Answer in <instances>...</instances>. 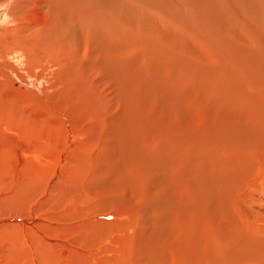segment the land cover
Here are the masks:
<instances>
[{"label": "bare ground", "instance_id": "1", "mask_svg": "<svg viewBox=\"0 0 264 264\" xmlns=\"http://www.w3.org/2000/svg\"><path fill=\"white\" fill-rule=\"evenodd\" d=\"M21 1L22 0H15L11 3V5L9 3V6L8 4H5L4 7L7 8V11H0V19L2 17L4 19L3 21H6L8 24H10L9 21L12 23L20 21L19 15L15 12V9L18 4V9L21 8ZM46 1L47 2L44 4L39 2V5L41 7L46 5V7L50 8L52 4V6L55 7L53 9H55V11L57 10L56 14L54 15V13L49 11V14H52L51 17H47V20L43 18L44 20L37 22L34 33L30 32L33 30H30L27 35L26 28L24 30L23 28L21 29L20 23L12 26L13 29L10 30L5 28L3 31L1 29L2 31L0 33V35H2L0 36V144L2 145V147L0 146V160H3V163L1 162L2 166L0 167V188L4 191L3 194L6 195L7 193L8 196V199L6 198L4 200L3 198V203H9V206L12 207L13 204L18 203V209L16 211L17 214L24 215L27 213L28 216L30 215V218L26 217L29 218V220H24L19 217L20 219L12 218L11 222H15V226L21 227L20 229H22L23 226L25 227V224H27L28 229H31V227L40 228V230H42L41 234L45 233V236L48 238L47 241L49 240V247H43L44 241L41 242L34 239L33 244H35L33 247L36 249H34L35 253L29 252V249L32 247H30V245H27V247L23 246V243H26V240H24L23 237L19 240V235L16 231L10 229V233L6 230L7 234L0 237V248L2 249L0 254V264H98L97 261L100 259L99 255L96 258L93 257L89 247L97 246V248H101L102 251V249H106L108 246L105 245L107 243L105 241V236L100 239L102 240L101 243L98 242L97 245H93L96 232L89 235L88 231L91 226H96L98 224L107 225L108 229L110 228L106 231L108 235L111 234V228L115 227L117 230V237L122 239L124 238L125 240V243L122 246L123 253H125L126 250H128L129 253V250L133 249H130L128 246L132 243L131 245L133 248V242H127L129 239L128 236L132 237L134 234L130 236L128 233L135 229H130L131 227H134L130 224L133 220L132 219L130 221L132 218V216H129L130 213L133 216L135 213H139L141 217L142 215H145L146 219L148 218V222L144 221V224H146L147 227H141L146 228L148 232L151 231L150 233L153 232L156 236L153 238H155L156 242L158 241V243L162 245V248L169 247L168 249H171V244H174L177 236L181 237V239L182 236H186L188 238L189 233L193 236L192 238L196 244L201 243V241H203V237H201V235L198 237L194 234V232L190 231V223L192 220H195L196 222L194 221L195 224H193L191 230L199 229L200 226L198 223H201L204 234L206 233L205 229H208L209 231H212V233L210 232L211 235L214 233L212 236L210 235V237H212L211 239H213L214 236H217L213 239L214 247L212 246V248L214 250L212 249V251L215 252L216 261L212 259V264H264V173L262 171L264 170V99L258 96L259 88L264 87V80L260 83H252L254 84V87H252L253 85L251 83L249 86H237L235 84L234 86L236 90L239 91H235V97L229 96L227 93V97H222L226 102L221 103H226V105H228L227 113H235L234 117H236L238 122L229 128V137L218 133L210 135L213 126L216 124H207L197 121L196 119H191V124L186 123L182 126H177V131H172L175 132V134L169 132L165 134L160 133L161 135H158L156 133L154 137L149 138L154 140H146L144 135L138 136L137 133L130 131V129L129 131L132 133H127L128 135L126 134V137L123 139V96H118L117 90L119 93L123 94V68L130 62H126V65L123 66L124 54L123 48L121 47L123 46V41H121L120 38L117 39L116 37L111 36V40H108L104 38L105 35H100L102 29L107 32L108 30L112 31L110 28L116 25L118 18H120L118 14L121 12H116L117 16L115 18L117 19L115 23V18L114 16L110 17V13L113 11H119L118 9H121V7H119L120 5H117V7L115 6L116 8L114 9V6L110 8V0H54L57 4L63 5V8L60 9L55 6L52 0ZM98 2L104 3L108 11L100 9L101 4H98ZM78 8L83 11L85 17L84 20L78 18L79 14L77 15L76 13ZM20 10H22V8ZM254 13L257 17L254 18V15L252 20L254 19L253 21L255 22H263V20H260L264 18V15L262 14L264 12L262 9L261 12ZM145 17L143 18L145 19ZM111 18L113 21L110 20ZM91 26L96 28L95 33L98 31L97 28L99 29L97 35H100V37L97 36L96 38L93 36V40L90 39L89 35L95 34L92 32L90 28ZM136 27L138 28L137 25ZM18 30H21V35H19L18 39L14 40L10 37H4L5 39L3 38L6 33L8 35L9 33H14ZM112 34L114 33L112 32L110 35ZM119 34L122 33H118L116 36H119ZM129 34H127V36H129ZM82 37H84V44H95L94 49H89L86 45L84 50L78 52V41ZM129 37L132 38L133 36L131 37L130 35ZM150 37H152L151 34H149V38ZM262 39L261 41H263ZM258 40L259 39L255 40V42ZM184 41L186 42L185 39ZM103 42L104 44H111L114 47L113 51L110 49H104V52L97 50L99 49V46L102 48L101 44H103ZM177 43L179 42L177 41ZM257 44L258 43H256L255 46ZM163 45L166 46V44ZM188 47L190 48V46ZM158 48H161V46L156 48L159 51L160 49ZM253 48L255 47L253 46ZM88 50L90 51L88 52ZM161 50L166 53L165 50L168 49L162 46ZM135 51H137V49ZM181 51L183 50L181 49ZM168 53L170 54V52ZM189 53L190 50L186 57L190 55ZM176 54H178V52H176ZM171 55H173V53H171ZM148 57L149 56H147V58ZM178 58H180V61L182 58L185 60V57ZM188 58L186 61L190 60V58ZM158 60L156 61L158 62ZM62 62H64V64H62ZM162 62L165 63V60L163 59ZM167 62H169V60ZM174 62L175 63L173 64L176 65L177 61ZM153 64L156 66L155 63ZM58 65L64 68V77H60L64 79L65 82L63 83V87L61 86V80L58 77L60 70L58 71L55 69L53 71V68ZM145 65L146 64H144L143 67ZM159 65L162 66L163 64ZM222 65L223 64L220 62L211 65L212 71L222 73ZM160 66L157 65L156 70H158L157 67L162 70L163 66ZM147 67H145L146 70H148ZM166 67L167 66H165V68L163 67L165 72H167L166 69H169ZM199 67L196 69H199ZM139 68L142 67L140 66ZM224 70L226 71L225 68ZM142 71L145 70L142 69ZM142 71L139 74L136 69L135 72L141 75ZM151 72H153V69ZM150 73L149 76L151 79L153 78L154 81V77L152 74L150 75ZM77 75H80L79 80L76 79ZM126 75L127 74H125V76ZM162 76L164 77V75ZM168 77L165 75V78ZM219 77L220 76H218L217 79ZM144 78L145 76L143 77V75H141L140 79L145 80L146 82L148 77L146 76V79ZM126 79L131 80V77L125 78V80ZM137 79L138 77H136V84H134L139 87L138 85L140 82H138ZM262 79H264L263 74ZM168 81L170 82L169 78ZM237 81L241 82L239 78ZM143 82L140 83L142 86ZM149 82L151 81L149 80ZM149 82L147 80L146 84ZM158 82L156 81L157 85L162 86L161 84H158ZM169 82L168 85H170ZM187 82L188 81H184V83ZM206 82L208 81L206 80ZM79 83H82L84 87L81 85L79 86ZM165 83L167 82L165 81ZM184 83H182L183 88H185L183 85ZM190 83L188 85L192 84ZM146 84L144 83L145 86H147ZM151 84L152 83H150V88L149 85L146 88H149V91H154L155 89H151L154 88ZM154 84L155 83H153V85ZM205 84L206 83L203 84V87ZM59 87H62L61 90ZM212 87H215V85ZM212 87L210 86V88ZM156 90H158L159 94L160 89ZM198 92L200 95L198 94V96L196 95L197 98H194L200 101L202 99L198 97L201 96V93L204 95L206 92ZM154 93L156 94V92ZM154 93H149V95L152 94L150 95L151 99L153 96H156ZM164 94L165 96L167 95L162 92L163 96ZM220 94L221 93H219V95ZM207 95L209 94L207 93L204 96L206 97ZM60 96L63 97L60 98ZM222 96L224 95L222 94ZM248 96L253 102L252 106L246 105L242 102L244 99H248ZM157 97H154L155 99L153 98L149 101L151 103V106L148 105V107H150L148 109L149 113L154 111L157 99L160 98ZM169 97H173V95ZM125 98L128 100L127 97ZM163 98L166 97H162L161 99ZM205 99L207 100V97ZM205 99L203 98L204 101L202 100L201 102H207ZM137 100L141 101L143 99L138 98ZM165 100L163 99V101ZM126 102L128 103V101ZM211 103H208L209 108L210 105L212 106ZM214 103L216 102L214 101ZM216 104H214V106ZM44 105H53L52 108L50 106L49 111L52 112L53 117H55L54 122L44 123V121H42L43 124L41 122V125H32L29 112L32 108L42 110ZM126 106H128V108L131 107L129 104H126ZM135 106H138V104ZM201 106L202 105H200V107ZM204 107L207 108L206 105ZM204 107L202 108L209 110V108L206 109ZM216 107L215 109L217 110L218 106L216 105ZM212 108L213 107L210 109ZM222 109L221 110L223 112L224 107ZM142 112L143 111L141 109L137 110L136 115H139L140 113L142 114ZM217 112L219 113L221 111H216V114H218ZM238 114L241 116H238ZM93 115L100 118L92 119ZM147 115L148 114L145 113L143 114L142 117L144 120ZM149 115L150 118H147V120H145L147 122L141 126L149 128L154 127L157 129V132H159V126H156V123H159V121L156 120V114L150 113ZM139 116H137V120ZM131 118L134 119V117ZM174 118H176V116ZM124 119L127 118L125 117ZM42 120L44 119L42 118ZM36 121H34V123ZM140 121L139 123L144 122ZM174 121H172L173 125H175ZM99 122H101L102 125V130L100 132H104V136L101 138L102 145L99 144L98 146H94L95 142H93L92 146L91 138L87 130L90 131V123H92L95 127V125ZM93 126L92 129L94 130V138L98 140L100 136L97 137V130H100V128H94ZM132 130L136 129H133L132 127ZM222 131L228 134V127L222 129ZM192 135L196 138L198 137V141H202L199 145V152L197 151L196 154L194 151L196 154L194 155L202 158L203 160L206 159V161L207 156L203 155L205 147L212 141H219V137L222 138L219 142L226 146L221 151H218L217 156L220 158L219 160L221 163L226 162L229 166L217 169L214 168L209 161V163L203 165L201 164L197 167H192V165L185 167L189 160L187 156V159L184 157L185 155H183V151L181 152L182 155L179 158L180 161L175 159L176 149L181 148L183 150L188 148L189 150L192 149L193 152V148L196 143L194 141L192 143H189L190 141L188 142L190 139L189 137ZM86 140L90 145L86 142ZM160 141L168 142L170 148L167 147L169 149L166 150V155L156 156L157 154L154 153V151H159L158 147L161 148L159 144ZM112 142H115V144L111 146ZM133 144L135 146V150L132 153L143 161L146 165L144 168H147L149 172H152V174L149 173L151 177L150 175L148 177L143 174L144 177L141 179L139 178L140 176L133 175L131 169H128V173H124L126 175V177H124L123 168L118 167L117 170L122 176L119 179L122 183H120L115 177H113L114 179L106 178V174L109 175L110 173V166H114V162L110 160V155L112 154L111 150H113V155L118 154L119 156H123V146H125L124 149L128 150V148L132 149ZM107 148L109 150L108 152H110L109 154L106 151ZM131 149L129 151H132ZM259 164L263 165L261 169H259ZM178 168L180 171H178ZM158 174L160 179L163 181L162 184H158L157 182ZM261 175H263L262 178ZM134 176L136 178H130ZM41 177H45L46 183L41 180ZM48 177H51V180ZM53 177H62L63 180H66L67 178V182L64 181L65 183L63 182L59 184L56 181L59 184L57 185L56 182H53ZM178 177L180 178L179 181L181 183L177 182ZM207 177H212L213 189L211 191L207 190V187L210 186V181ZM123 179L125 180L123 181ZM49 180L50 182H48ZM26 183H29L30 186L25 187ZM182 184L185 185L183 186ZM113 186H115L113 193L108 194L109 188ZM128 186H130V189L127 191ZM54 189H57L55 193L52 191ZM70 189L74 190L72 193L73 196L68 192ZM31 190H39V194H33ZM83 190H87L89 192L92 191V195L88 194L86 191L84 192ZM94 197H96L97 200L94 199ZM21 202H23L25 206L22 211L21 209H23V205H21ZM50 202H54L53 204L55 208H51L52 212H50L44 219H41L37 214H35L36 211H38L41 207L44 209V207L47 204H50ZM58 206H60L61 209H58ZM225 209L231 211L233 215H229ZM174 214L175 216L173 217ZM137 215H135V217H137ZM101 217L102 219H100ZM103 217H111V219L108 221V218H105L106 221H102L104 219ZM10 218L11 217H9V219ZM56 219H60L61 222L59 223H63V225H53V221ZM70 219L72 221L76 220L75 222L78 220L87 221H85V224L83 223V225L82 222L79 223L83 226H79L81 231L78 229V225L77 228L74 226L75 229H78L80 234L78 233L73 241L65 242L63 239V233L65 232V229H67V231L69 230V224L72 225V221H70ZM137 219H135V221H137ZM175 219H179V221L183 222V226L177 233H175V227L172 229V222H177ZM94 220L95 222H93ZM187 221L189 223H187ZM17 229L18 228H16V230ZM112 230L114 229L112 228ZM98 231L100 230L98 229ZM100 232L103 234L105 230L102 228V231ZM136 232H138L137 229ZM144 232L142 231L144 234L143 236L146 235ZM215 232L217 235H215ZM53 234H57L59 236L57 242H54L56 240L51 239ZM135 236L136 235H134V237ZM139 236L141 237V235ZM143 236L141 239L144 240L145 238ZM134 237L132 238L134 239ZM141 239L139 238L140 241ZM23 240L25 242H22ZM128 243L129 245H127ZM186 243V239L181 240L182 249L185 251L187 246ZM138 244L140 245L139 247H142L140 243ZM192 244H194V242ZM211 244L212 242L210 243V246ZM143 245L145 244L143 243ZM70 246L73 248L71 249ZM139 247L136 248L134 246L135 249H138ZM203 247L205 246H202V248ZM57 249L60 251L59 253L57 252ZM193 249H195L194 246H192L189 250ZM216 251L218 252L216 253ZM209 252L210 251L208 250L202 253V258H205ZM125 254V258H128L131 264H133L134 261L137 262L139 260L138 258L128 257ZM202 254L200 252V256ZM58 255L60 256L58 257ZM35 256L36 260H34ZM150 257V260L155 259V255H150ZM159 258H161L160 255ZM60 259L61 261L57 263ZM156 259H158V257H156ZM143 261L145 260L143 259Z\"/></svg>", "mask_w": 264, "mask_h": 264}, {"label": "rangeland", "instance_id": "2", "mask_svg": "<svg viewBox=\"0 0 264 264\" xmlns=\"http://www.w3.org/2000/svg\"><path fill=\"white\" fill-rule=\"evenodd\" d=\"M14 1L15 0H11V1L10 0H0V11H3V10L7 11V8L4 7L5 4H8V6H9V3L11 5V3ZM52 1L54 2L55 6H57V8H60V9L63 8V5L57 4V2L54 0H52ZM39 2L41 4H44L47 1L46 0H22L21 1L22 5L20 6L22 8V10H20L21 8L18 9L19 4L15 9V12L19 15L20 21H18L16 23H12L11 21H9L10 24H8V23H6V21L4 22L3 21L4 19L1 17V19H0V33L2 30L4 31L5 28H7L9 30L13 29L12 26L18 25L19 23H20L21 29L23 28V30H24L26 28L27 35H28L30 30H33L30 32L34 33V31H35L34 29H35L37 22L42 21L44 19L47 20V17H49V16L51 17V15H52L51 13H54V15H55L56 11H57V10L55 11V9H53L55 7L52 6V4H51L50 8L46 7V5L41 7L39 5ZM98 4H101L100 9L107 10L104 3L98 2ZM117 5L118 6L120 5L119 7H121V9H118L119 11H113L112 13H110V17L114 16V18H115L117 16L116 12H121L120 14H118L120 18H118L117 22H116L117 18H115V20H114V23L116 22L117 26L114 24L115 26L110 28L112 31L108 30V28H107L108 32L106 30L102 29L100 35H102V34L105 35L104 38H106L108 40L109 39L111 40V36H114L117 39L120 38L121 41H123V44H122L123 46H121L123 48V54H124L123 55V66L126 65V62L133 63V64L129 63L128 65H126L124 67L125 69L123 68V75H124L123 76V94L119 93V91L117 90V95L123 96V115H124L123 116V120H124L123 121V139L126 137L127 133H132L130 131H134V133H137L138 136L144 135L146 140L147 139L148 140H154V139H149V138L154 137L156 135V133L158 135H161L162 133L163 134L169 133V132H171L172 134H175V132H172V131H174V130L177 131V128L179 126H182L186 123L191 124L190 123L191 119H196L197 121L204 122L207 124H216L215 126H213V129L211 130L210 135H214L215 133H218L221 135H227V137H229V133H230L229 128H231L234 124H237L238 122L236 120V117H234L235 113H227L228 105H226V103L222 104L221 102H226L224 100L225 96L227 97L229 95V96L235 97V94H236L235 91H238V90H236V88L234 86L235 84L237 86H239V85L249 86L250 83L251 84L257 83V82L260 83V82H262V80H264V79H262V74L264 75V18L260 19V20H263V22H260V21L255 22V21H253L254 19L252 20V17H254V15H255L254 18L257 17V15L254 12L259 13V12H261V9L264 12V10H263L264 9L263 8L264 0H157V1L156 0H110V8L114 6V9H115L117 7ZM22 6H24V7H22ZM78 7H79V4H78ZM153 8H154V10H153ZM144 10L149 11V12H145ZM49 11L51 12L50 14H49ZM150 12H152V13H150ZM76 13H77V15L78 14L80 15V16L78 15L79 19H83V20L85 19L83 11L81 9L79 10V8H78ZM155 14H156V16H155ZM262 14L264 15V13H262ZM143 17H145V19ZM110 20L113 21L112 18ZM149 21H151V22H149ZM118 24H119V26H118ZM136 25L138 26V28L136 27ZM143 27H144V30H143ZM145 27H147V28H145ZM90 28L94 34L96 28L93 26H91ZM93 28H95V29H93ZM128 29H129L130 34L128 32ZM97 30L98 31H96V33L94 35H92V34L89 35L91 40H93V38H92L93 36L96 38H97V36L100 37V35H97L98 34L97 32H99V29L97 28ZM103 31L106 33H104ZM109 31H110V33H109ZM122 31H124V32H122ZM15 32L9 33L8 35L6 33V35H4L3 38L4 37H10V38H13L14 40L18 39L19 35H21V30H18ZM112 32L114 34L110 35ZM145 32H147V33H145ZM107 33H109V34H107ZM118 33H122L123 37H122V34H119V36H116V35H118ZM127 34H129V36L131 35V37L132 36L133 37L130 38L129 36H127ZM147 34H148V36H147ZM149 34H151L152 37L149 38ZM189 34H190V36H189ZM183 35H184V37H183ZM0 36H2V35H0ZM174 37H175V39H174ZM184 39L186 40V42L184 41ZM257 39H259V40L257 42H255V40H257ZM261 39L263 41H261ZM83 40H84V37L80 38L78 41V45H77V51L78 52L82 51L86 48L87 44H84ZM190 40H191V42H190ZM160 41H162V42H160ZM177 41L179 43H177ZM155 42H157V43H155ZM184 42L186 43V45ZM256 43H258V44L255 46ZM105 44L103 42V44H101L102 48H100V46H99V49H97V47H96V49L100 50L101 52H104V49H110L111 51H113L114 47L111 44H106V45ZM163 44H166V46ZM87 46L89 49H94L95 44H88ZM158 46L159 47L161 46V48H158V49H160L159 51L156 49ZM162 46L166 47V49H168V50H165L167 54L165 52H163L164 49H163V51L161 50ZM188 46H190V48ZM253 46L255 48H253ZM46 47H48V46H46ZM135 48L137 49V51H135L136 50ZM181 49L184 51V53H183V51H181ZM44 50H43V52H44ZM124 50H125V52H124ZM189 50H190V53H189L190 57L189 56L186 57V55H188ZM89 51L90 50H88V52ZM126 51H127V53L128 52H131V53L127 54ZM151 51L153 52V54ZM167 51L170 52V54ZM176 52H178V54L180 56L178 54H176ZM171 53H173L174 56L171 55ZM212 54H213V56H212ZM129 55H131V56H129ZM103 56H104V53H103ZM147 56H149L148 57L149 59L147 58ZM178 57H181V58L185 57V60H184V58H182L180 61V58H178ZM188 57L190 58L191 61L190 60L186 61V59ZM133 58H135V59H133ZM163 59L165 60V63L162 62ZM135 60L138 62H136ZM156 60H158L159 63ZM166 60L167 61L169 60V62H167ZM150 61H152V62H150ZM153 61H155V62H153ZM174 61H177L178 64H177V62H176V65L173 64V63H175ZM149 62H150V64H149ZM200 62H201V66H200ZM217 62H220L221 64H223L225 66L224 67L222 65V68H221L222 73H219L217 71H212L211 65H214ZM140 63H141V65H140ZM153 63H155L156 66L157 65L160 66L159 64H163L162 66L164 68H165V66H167L166 68H169V69H166V71L168 73L165 72V70L163 69L162 66H160V67H162L163 72L161 69H159V67H157V69L159 71L156 70V66H154ZM62 64H64V62H62ZM144 64H146L148 67L146 65L143 67ZM166 64H169V65H166ZM170 64H171V66L172 65L173 66L171 67ZM137 65H138V67H137ZM139 65L142 68H139L140 67ZM197 65H199L200 67ZM145 67H147L148 70H146ZM198 67H199V69H196ZM224 68L226 69V71L224 70ZM55 69H57L58 71L60 70L58 73V77L61 80V84H62L61 86L63 87V83H65L64 79H62L64 77L63 76L64 75V71H63L64 68L58 65V66L53 68V71ZM126 69H128V70H126ZM136 69H137V72L139 74L141 73L142 69L145 70V71H142L141 75H143V77L145 76L144 79H146V76L148 77L146 79V82H147V80H148V82H149V80L151 82L146 84L145 80H141L140 79L141 75H139V74H137V72H135ZM139 69H141V70H139ZM152 69H153V72H151ZM168 70H170V71H168ZM148 71H149V73L151 72L150 75L151 74L153 75L154 81H153V78L152 79L150 78ZM156 73H159V74H156ZM169 73H171V74H169ZM125 74H127V75L125 76ZM162 75H164V77ZM165 75L167 77L171 76V77H168L170 82L168 81V78H165ZM178 76L181 78H179ZM182 76H184V77H182ZM218 76H220V77L217 79ZM60 77H62V78H60ZM79 77H80V75H77L76 79L79 80ZM128 77L129 78L131 77V80L130 79H128L129 81L127 79L125 80V78H128ZM136 77H138V79H137L138 82L141 83L144 81L143 86L140 83H139V85L137 83V85L139 87H137L135 85L136 84L135 83ZM204 78H206V79H204ZM238 78L241 80V82L237 81ZM156 79H158L159 82ZM139 80H141V81H139ZM172 80H173V82H172ZM206 80L208 82H206ZM219 80H221V81H219ZM131 81H132V83H131ZM156 81L158 82V84H161L162 86L157 85ZM165 81L167 83H165ZM180 81H182V82H180ZM184 81L185 82L188 81V82L184 83ZM168 82L170 85H168ZM144 83L147 86H145ZM150 83H152L151 85L154 87V88H151L152 90L160 89L161 93H160V90H159V94H158V90L149 91L150 90L149 89ZM153 83H155V84L153 85ZM182 83H184L183 85L185 88H183ZM189 83L191 85H188ZM202 83L203 84L206 83L204 85V87H203ZM80 85L82 87H84V85L82 83H79V86ZM148 85H149V88H146V87H148ZM155 85H156V87H155ZM186 85H187V87H186ZM201 85H202V87H201ZM213 85H215V87H212ZM216 85H218V86H216ZM252 85H253L252 87H254V84H252ZM199 86H200V88H199ZM210 86L212 88H210ZM62 87H59V89L61 90ZM243 87H246V86H243ZM213 89H215L216 91ZM260 89H261V91H260ZM187 90H188V92H187ZM175 91H177V92H175ZM192 91L195 93H193ZM198 91L206 92V94L207 93L209 94L206 96L207 100L205 99L206 97L204 96L206 94L203 95L201 93V96L198 97L202 100L204 98L205 101H207V102H201L202 100L199 101L196 99L198 94H199ZM154 92H156V94ZM162 92L166 93L167 95L165 96V94H164V96H163ZM149 93H154L156 95V96H153V98L157 97V96L160 97V98L157 97L159 100L157 99V103L154 106V111L150 112L151 114L152 113L156 114V117H157L156 120L159 121V123H156V126H159V130H158L159 132H157V129L154 127L149 128L146 126H141L142 124L147 122V121H145V120H147V118L148 119L150 118V115H149L150 113L148 111V109L150 107H148V105L151 106V103L149 101L152 100L153 98L151 99L150 95H152V94L149 95ZM219 93H221V94L219 95ZM222 94L224 96H222ZM172 95H173V97H169ZM180 95H182V96H180ZM185 96H187V97H185ZM208 96H209V100H208ZM258 96L261 97L262 99H264V87L259 88ZM62 97L60 96V98H62ZM125 97H127L128 100H126ZM162 97H166V98H163L164 100L165 99L166 100L163 101V99H161ZM191 97L192 98L196 97V98L192 99ZM222 97H224V98H222ZM232 97H230V98H232ZM138 98H142L143 100L139 101V100H137ZM170 98H172V99H170ZM126 101H128V103ZM214 101L217 104L214 103ZM198 102H200L201 104ZM211 102H213V103H211ZM242 102L245 103L246 105H251V106L253 105V102L251 99H249V96H248V99L246 98ZM208 103L212 104V106L210 105V108L213 107L212 109L209 108ZM126 104L127 105L129 104V106H131V107L128 108V106H126ZM137 104H138L139 108L145 114H148L147 116H145L146 117L145 120L142 117L144 114L143 112H142V114L141 113L139 114L140 116L136 115V111L140 110L138 108V106H135ZM214 104H216L218 106L217 110L215 109L216 105L214 106ZM200 105H202V106L200 107ZM205 105L207 106V108L204 107ZM50 106H51V108L53 107V105H44L42 110L32 108V110L29 112L30 117H31L30 121H32L31 124L32 125H41L42 121H44V123L45 122L46 123H48V122L53 123L55 120V117H53L52 112L49 111ZM202 107H204L206 109L209 108V110H205ZM219 107L221 109L224 107V111L222 112L223 109L221 110ZM214 109L216 111L220 110L221 112H219V113L217 112L218 114H216V111ZM213 110L215 113L213 112ZM119 113H120V111H119ZM240 113H242V112H240ZM37 114L38 115L42 114L43 116L42 115L38 116ZM126 114H127V116H126ZM250 114H251V111H250ZM128 115H130V116H128ZM135 116H136V118H135ZM137 116H139L140 119L138 117V120H137ZM175 116H176V118H174ZM238 116H241V115L238 114ZM39 117H42L44 120H42V118H39ZM125 117L127 119H124ZM131 117H134V119ZM38 118H39V120H38ZM95 118H100V117L93 115L92 119H95ZM34 119H36L37 121ZM133 120L136 123L137 122L138 123L136 124ZM140 120L144 121V122H141ZM34 121H36V122L34 123ZM139 121L141 123H139ZM168 121H169V124H168ZM172 121L175 122V125H173ZM129 123H131V124H129ZM42 124H43V122H42ZM91 124L92 123H90V131L89 130H87V131H88V134L90 135L92 146H93V142H95L94 146L95 145L98 146L99 144L102 145L101 138H102V136H104L103 135L104 132H100L102 130L101 122L97 123V125H95V127L93 126V124L92 125ZM105 124H106V121H105ZM92 126L94 128H100V130H97V137L100 136V138L98 140L94 138V135H93L94 130L92 129ZM106 126H107V124H106ZM132 127H133V129H136V130H132ZM226 127H228V134L224 133L222 131V129H225ZM109 129H110V127H109ZM127 131H129V132H127ZM105 135H107V134H105ZM139 138H141V137H139ZM189 138L191 139V140L190 139L188 140V142L190 141L189 143H192L193 141L196 143V145L193 148V152H192V149L189 150L188 148L183 149V150L181 148L176 149V152H175L176 153L175 159H177L178 161H180L179 158L182 155L181 154L182 151H183V155H185L184 157L186 159L188 157L189 161L185 165V167L188 165H192V167L193 166L197 167V166H200L201 164L203 165V164L209 163V161L211 162V165L217 169L218 168L222 169V168H226L229 166V165H227L226 162L221 163V161L219 160L220 158H218V156H217L218 151L219 150L221 151L226 146V145H222L219 142L220 140H222V138L219 137V139H218L219 141H215V142L212 141L209 145H207L205 147L204 151L202 150L204 152L203 155L207 156V161H206V159L203 160L202 158L195 156L197 154V151L199 152V149H200L199 145L201 144L202 141H198V137L196 138L193 135ZM195 138H196V140H195ZM86 142H87V140H86ZM114 144H115V142H112L111 146ZM159 144H160L161 148L158 147L159 151H154V153L157 154L156 156L166 155L167 154L166 150L170 148L169 143L166 141H160ZM0 146L2 147L1 144H0ZM124 147L125 146H123V156H121V155L119 156L118 154L113 155V150L110 149L111 153H112L110 155V160H112L114 162V166L113 167L110 166V173H109V175L106 174V178L114 179L113 177H115L120 183H122V181L119 179L122 176L120 175L121 173L117 170L118 167L123 168V176L124 177H126V175L124 173L127 172L128 169H131L132 174L135 176H140L139 178H141V179L144 177L143 174L147 175L149 177V175L152 174V172H149L147 168H144L146 165L143 163V161L139 157H137L134 153H132L135 150L134 144L132 146V149L127 147L128 150H126V149H124ZM167 147H169V148H167ZM130 149L132 151H129ZM185 150H186V152H185ZM106 151L108 154L110 153V152H108L109 151L108 148ZM194 151L196 152V154ZM4 161L6 162L5 159H4ZM1 162L3 163V160H0V167L2 166ZM189 162H191V163H189ZM175 166H177V165H175ZM262 167H263V165L261 164L259 169H261ZM178 171H180L179 168H178ZM262 171L264 173V170H262ZM262 171H260V172H262ZM135 176L130 177V178L134 179V178H136ZM150 177H151V175H150ZM262 177H263V175H261V178ZM48 178H50V180H51V177H48ZM157 178L156 179H157L158 184H162L163 181L160 179L159 174L157 175ZM211 178L212 177H207V179H209V181H210V186L207 187L208 191H211L213 189ZM179 179L180 178L178 177L177 182L181 183L179 181ZM41 180L46 183L45 177H41ZM50 180L48 182H50ZM124 180L125 179H123V181ZM56 181L59 184H61L64 181L67 182V178H66V180H63L62 177H60V178L59 177H57V178L53 177V182L55 183ZM58 183H57V185H59ZM262 183H263V181H262ZM182 185L184 186L185 184H182ZM27 186H30V184L26 183L25 187H27ZM69 186H71V185H69ZM129 187L130 186L127 187V191L130 189ZM20 188H21V186H20ZM114 188H115V186L110 187L109 188L110 193L108 192V194L113 193ZM1 189L2 188H0V201H1L0 202V237L5 236L7 234V231L10 232L11 230H13V231H16V233L19 235L18 236L19 240L22 239V237L24 240H26V243H23V246L27 247V245H30V247H32L31 249H29V252L35 253L36 249L33 247L35 244V243L33 244L34 239H37L41 242L44 241L43 247H49V245H48L49 240L47 241L48 238L45 236V233L41 234L42 230H40V228L38 229L36 227L35 228L31 227V229H28L27 224H25V227L23 226V228L20 229L21 227L15 226V224H16L15 222H11L12 218L18 219L19 217L24 219V220H29L30 215L28 216L27 213H25L24 215L23 214H17L16 211L18 209V203L13 204V207L9 206V203H7V204L3 203L2 201H4L8 196H7V193H6V195L3 194L4 191ZM56 190L57 189H54L52 191L55 193ZM72 190L70 189V191H68V192L73 196L72 193L74 192V190L73 191ZM83 191L84 192L86 191L88 194L92 195V193H91L92 191L91 192H89L87 190H83ZM31 192H33V194H39V190H33V191L31 190ZM3 198H4V200H3ZM94 199L97 200L96 197H94ZM53 203L54 202H52V203L50 202V204H47L44 207V209H42V207H41L38 211H36L35 214H37L41 219H44L47 215H49L50 212H52V209L55 208ZM21 205H23V209H21V211H22V210H24L25 206H24L23 202H21ZM143 207H145V206H143ZM58 209H61V207L58 206ZM113 209H115V208H113ZM226 211H227V213H229V215H231V216L233 215L231 211H229V210H226ZM137 214H139V213H137ZM137 214L135 213V215H137ZM135 215L133 216L131 213L129 214L130 217L132 216L130 221L133 219L130 222V224H131V226H134V227H131L130 229H133V228H135V229L132 230L130 233H128V232L127 233L130 236L132 234H134L136 236L134 237V235H132V237H134V239L132 237L128 236V238L130 240L128 239L127 242H130V243L133 242V248L131 245L132 243L130 245L128 243L127 245H129L128 247H130V249H133V250H129V253H128V250H126L125 251L126 254L123 253V249H122V246L125 243V240H124V238L122 239V238L117 237V235H116L117 230L115 229V227H112L114 230H112V228H111L112 232L110 230V233H111L110 235H108L106 233V231H108L110 229V228L108 229L107 225L98 224L96 226H91L92 228L91 227L89 228V231H88L89 235L96 232L95 239L94 240L92 239L94 241L93 245H97L98 242L101 243L102 240H100V239L103 238L104 236L106 237L105 241L107 243L105 245H108L106 249H102V251H101V248L99 249V248H97V246L89 247V249L92 252L93 257L96 258L99 255L100 259L97 261L98 264H113V263L131 264V262L128 260V258H125L124 254L127 255L128 257L139 259L137 262L134 261L133 264H144V263L145 264H154V263L160 264L161 262H163L161 264H180V263L185 264V262H186V264H209V263L212 264L213 263L212 259H214V261H216V258H215L216 255H215V252L212 251V249H213L212 246L214 247L213 239L216 238L217 236L216 237L214 236L213 239H211L212 237H210V235H211L212 231H209L208 229H205L206 233L204 234V231L202 230L203 227H202L201 223H198L200 226L199 229L191 230L193 224H195V222H196L195 220H192V222L190 223V231L194 232V234L198 237H199V235H201V237H203V241H201L202 245H201V243L196 244L194 239L192 238L193 236L189 233L188 238L186 236H182V239L187 240L186 251L182 249V245H181L182 239H181V237H178V236L176 237L174 244L170 243L172 248L168 249L169 247L168 248L167 247L162 248V245L159 244L158 241L157 242L155 241V238H153V237H156V236L154 235L153 232L150 233L151 231L148 232V230H146V228H142V227H147V225L144 224V221L148 222V220H147L148 218L146 219L145 215H142V217L140 214L137 215V217H135ZM102 216H104V215H102ZM174 216H175V214L173 215V217ZM9 217H11V218L9 219ZM26 217H29V218H26ZM105 218L106 219L108 218L107 219L108 221H109V219H111V217H105ZM100 219H102V217ZM104 219L102 221H106V219L105 220ZM135 219H137V221H135ZM175 220H177V222H174V221L172 222V229L175 227V230H176L175 233H177L178 230L183 226V222L179 221V219H175ZM41 221H44V220H41ZM70 221H72V220L70 219ZM75 221L76 220H73L71 222L72 225L69 224V226H68L69 230L68 231H67V229L64 230L65 232L63 233V236H64L63 239L65 240V242L73 241V239L79 233L78 229H80L79 226H81V224H79V223L82 222V225H83V223L85 224V221H87V220H78L77 222H75ZM133 221H135V222H133ZM59 222H61L60 219H56L53 221V225H58V224L63 225V223H59ZM93 222H95V220ZM187 223H189V222L187 221ZM11 224H13V225H11ZM77 225H78V229H75V228H77ZM137 225H139V226H137ZM74 226H75V228H74ZM81 227H83V226H81ZM16 228H18V229L16 230ZM32 228H34V229H32ZM70 228H71V230H70ZM102 228L105 230V232H103V234L100 232V231H102ZM141 228H142L143 232L145 231L144 232L146 234L145 236H143L144 234L142 233ZM197 228H198V225H197ZM98 229L100 231H98ZM136 229L138 232H136ZM150 229H152V228H150ZM212 229H213V227H212ZM19 230H21V231H19ZM74 230H77L78 232L74 231ZM80 231H81V229H80ZM139 231L142 234H140ZM139 235H141V237L143 236L145 239L144 240L141 239V237ZM147 235H149V236H147ZM215 235H217V233ZM138 237L141 239V241L139 240ZM51 239L56 240L54 242H57L59 239V236L57 234L56 235L53 234V237H51ZM24 240L22 242H25ZM131 240H134V241H131ZM191 240L194 242V244H192L193 242ZM210 241L213 244V245L211 244V246H210V243H211ZM142 242L145 245H143ZM138 243H140V244L142 243L141 244L142 247H139L140 245ZM137 244H138V246H137ZM2 246H4V245H2ZM134 246L136 248L137 247H139V248L135 249ZM155 246H158V247H155ZM192 246H194L195 249L189 250ZM202 246H205L206 248L205 247L202 248ZM163 247H165V246H163ZM70 248L72 249L73 247L70 246ZM150 248H151V250H150ZM208 250L211 253H213L214 255L209 252V253H207V256L205 258H202V256H203L202 253H204ZM1 252H2V249L0 248V254H1ZM57 252L59 253L60 251L57 249ZM200 252L202 254L201 256H200ZM217 252L218 251H216V253ZM122 253H123V257H122ZM132 254H133V256H132ZM94 255H96V256H94ZM150 255H155V259L150 260L149 259V258H151ZM159 255L161 256L162 259L159 258ZM59 256L60 255H58V257ZM212 256H214V257H212ZM156 257H158V259H156ZM143 259L145 261H143ZM34 260H36V256H35ZM60 261H61V259L58 260L57 263H59ZM164 261H166V262H164Z\"/></svg>", "mask_w": 264, "mask_h": 264}]
</instances>
